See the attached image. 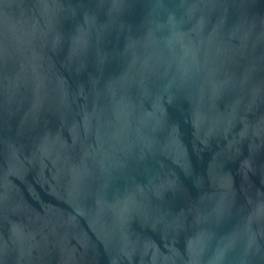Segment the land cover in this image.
I'll return each mask as SVG.
<instances>
[{"label": "water", "instance_id": "1", "mask_svg": "<svg viewBox=\"0 0 264 264\" xmlns=\"http://www.w3.org/2000/svg\"><path fill=\"white\" fill-rule=\"evenodd\" d=\"M0 264H264V0H0Z\"/></svg>", "mask_w": 264, "mask_h": 264}]
</instances>
